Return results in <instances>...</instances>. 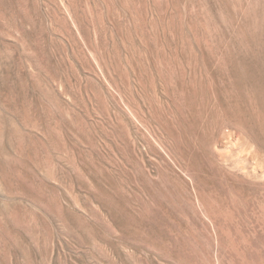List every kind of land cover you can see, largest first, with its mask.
Instances as JSON below:
<instances>
[{
	"label": "rangeland",
	"instance_id": "374dc122",
	"mask_svg": "<svg viewBox=\"0 0 264 264\" xmlns=\"http://www.w3.org/2000/svg\"><path fill=\"white\" fill-rule=\"evenodd\" d=\"M203 261L264 264V0H0V264Z\"/></svg>",
	"mask_w": 264,
	"mask_h": 264
},
{
	"label": "bare ground",
	"instance_id": "6f19581e",
	"mask_svg": "<svg viewBox=\"0 0 264 264\" xmlns=\"http://www.w3.org/2000/svg\"><path fill=\"white\" fill-rule=\"evenodd\" d=\"M235 249V248H234ZM238 250V249H237ZM236 253H237V251H236ZM244 253V252H243ZM238 254V253H237ZM242 254V253H241ZM245 254V253H244ZM243 256V255H242ZM258 256H259V254H258ZM206 262H208V261H206ZM206 262L204 263V261H203V263L204 264H206ZM261 262H262V260H261ZM208 264V263H207ZM238 264V263H237ZM257 264H259V263H257Z\"/></svg>",
	"mask_w": 264,
	"mask_h": 264
}]
</instances>
